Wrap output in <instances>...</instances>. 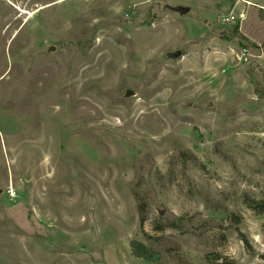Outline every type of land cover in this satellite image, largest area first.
Instances as JSON below:
<instances>
[{
    "label": "rangeland",
    "instance_id": "rangeland-1",
    "mask_svg": "<svg viewBox=\"0 0 264 264\" xmlns=\"http://www.w3.org/2000/svg\"><path fill=\"white\" fill-rule=\"evenodd\" d=\"M245 1L0 0V264H264Z\"/></svg>",
    "mask_w": 264,
    "mask_h": 264
},
{
    "label": "trees",
    "instance_id": "trees-1",
    "mask_svg": "<svg viewBox=\"0 0 264 264\" xmlns=\"http://www.w3.org/2000/svg\"><path fill=\"white\" fill-rule=\"evenodd\" d=\"M237 35H240L241 37L246 39V36L240 32L239 27L235 28V30L232 33V37H235ZM250 207H252V209L255 210V211H259L261 213L264 212V203L252 202L250 204ZM241 237H242V241L245 244V247L247 249H251L252 245H251L249 239L247 238V236L245 234H242ZM132 246H133V249H134L135 256L141 257V258H145L147 260H152L153 259L154 253L147 246H145V245H143V244H141L140 242H137V241L133 242ZM260 258H262L264 260V254L260 255Z\"/></svg>",
    "mask_w": 264,
    "mask_h": 264
},
{
    "label": "water",
    "instance_id": "water-1",
    "mask_svg": "<svg viewBox=\"0 0 264 264\" xmlns=\"http://www.w3.org/2000/svg\"><path fill=\"white\" fill-rule=\"evenodd\" d=\"M179 10H181L182 13L186 14L190 11L189 7H180ZM135 92L133 90H127L126 91V97L134 96Z\"/></svg>",
    "mask_w": 264,
    "mask_h": 264
},
{
    "label": "crops",
    "instance_id": "crops-1",
    "mask_svg": "<svg viewBox=\"0 0 264 264\" xmlns=\"http://www.w3.org/2000/svg\"><path fill=\"white\" fill-rule=\"evenodd\" d=\"M243 1V0H242ZM244 2H246L245 0H244ZM247 3V2H246Z\"/></svg>",
    "mask_w": 264,
    "mask_h": 264
},
{
    "label": "bare ground",
    "instance_id": "bare-ground-1",
    "mask_svg": "<svg viewBox=\"0 0 264 264\" xmlns=\"http://www.w3.org/2000/svg\"><path fill=\"white\" fill-rule=\"evenodd\" d=\"M244 1V0H243Z\"/></svg>",
    "mask_w": 264,
    "mask_h": 264
}]
</instances>
